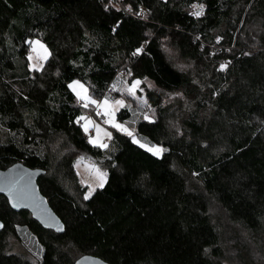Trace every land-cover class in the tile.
<instances>
[{"label": "trees", "instance_id": "1", "mask_svg": "<svg viewBox=\"0 0 264 264\" xmlns=\"http://www.w3.org/2000/svg\"><path fill=\"white\" fill-rule=\"evenodd\" d=\"M105 3L0 0V170L44 169L38 185L65 226L45 229L0 195V264H75L85 254L264 264V0H113L119 12ZM34 38L50 51L40 71L29 68ZM123 68L154 83L146 98L157 116L136 132L167 148L160 158L113 128L106 149L84 138L78 117L90 109L68 84L81 80L100 99ZM69 146L95 159L112 149L100 163L107 182L87 201ZM21 227L43 246L37 262L9 250Z\"/></svg>", "mask_w": 264, "mask_h": 264}, {"label": "snow or ice", "instance_id": "2", "mask_svg": "<svg viewBox=\"0 0 264 264\" xmlns=\"http://www.w3.org/2000/svg\"><path fill=\"white\" fill-rule=\"evenodd\" d=\"M115 8L117 12L121 11V8L117 6V4L113 3V0H107V3L104 4L105 11H108L109 8ZM193 8L196 9L192 15L194 16H201L203 14L204 6L203 4L200 5H193ZM127 11H133L131 6H128ZM140 15V13H136ZM115 31V29H113ZM219 39V38H218ZM30 45V52L28 55L29 60V68L34 71H40L43 68V61L47 60L50 52L48 48L40 41V40H30L27 41ZM143 51L142 47L137 48L133 55H139ZM226 65H221V69H224ZM131 74V73H130ZM139 80H133L131 85L128 87L127 91L130 95L135 96L136 90L139 88L140 85ZM68 87L72 90V92L76 95L78 101H83L82 106L84 108H88L90 105H94L97 111V115H103L105 119V123L110 125L111 128L115 129L117 132L122 133L123 135L131 138L132 143L137 144L140 148L144 149L152 156L160 158L163 153L167 151L166 148L162 147L159 144H152L146 139L141 140L137 138V134L134 130L130 129L129 127L125 126V124L119 123L115 117V111L118 107L124 106L123 100H116V101H109L107 97L104 100L97 101L93 99L89 94L87 88L79 81L73 80L71 83L68 84ZM115 88V85H113ZM147 103V101H145ZM102 110V111H99ZM146 121L150 123L153 122L151 118L147 115L144 116ZM78 121H83L82 124L83 131L87 134L90 131V128L95 130L96 135L94 137H89V143L95 147H99L101 149L107 148L108 145L104 142L105 139L110 140L112 138V133L101 128L98 124H95L89 117L80 116L78 117ZM79 163V162H77ZM91 176L93 180L89 182L88 180L82 179L81 184L86 185L87 191L83 193V199L85 201L89 200L93 193L96 191L97 188H103L105 183L107 182L108 173L102 171L99 168L93 166L91 170ZM7 190L10 197V203L13 208H17L20 206L21 200L31 199L33 197V193L30 191L28 185L25 183L23 185L19 183H7ZM5 190V188H0V191ZM54 219V218H53ZM3 227V225H0ZM57 230H62L63 226L60 225L58 222L56 224Z\"/></svg>", "mask_w": 264, "mask_h": 264}, {"label": "rangeland", "instance_id": "3", "mask_svg": "<svg viewBox=\"0 0 264 264\" xmlns=\"http://www.w3.org/2000/svg\"><path fill=\"white\" fill-rule=\"evenodd\" d=\"M193 5H200V4L194 3ZM193 5H191V7H190L191 13H193L196 10V9L193 8ZM32 40H40V39L34 38ZM29 52H30V47H29ZM171 59H174L173 63L175 65H178V66L180 65V62L175 57V55H171ZM46 61L47 60L43 61V66H44ZM133 80H139L141 82L140 85H139V88L136 90V95L135 96L130 95L128 93V91H127L128 87L131 85V82ZM79 81L85 86V88H87L88 94L93 99H95L97 101H101V102L104 100V98L106 97L105 92H104V96L102 98L98 99V98H96V97H94V96H92L90 94V92L93 91L92 90V86H90L89 84L88 85L84 84L81 80H79ZM113 83L115 85V88H114L115 96H116L115 101L116 100H123L124 101V106L123 107H118L116 109V111H115L116 120L119 123L125 124V126H127L130 129L134 130L135 133L137 134L136 126H137L139 121L144 119L145 115L149 116L151 119H155L156 116H157L155 108L150 106V104L148 103L147 98H146V91L148 89H153L154 88V83L151 82L150 80H147V79H132L131 75H130V72L128 70H125L124 68L119 70L118 76L114 80ZM173 98H179V97L175 96V95H171L170 99H173ZM145 101H147V103H145ZM76 102H77L78 105H81V106L83 104V101H78L77 97H76ZM88 109H90V112L88 111V113H84L82 116L89 117L92 121L95 122V124H98L101 128H103V129H105V130H107V131L112 133L111 126L106 124L105 120L104 121H99L97 119V117H98V115H97L98 109H96L94 105H90L88 107ZM122 109H127V111H129V115L128 116H124L125 118L123 120H118L117 119V114ZM82 110L86 112V109L84 107H83ZM99 111H102V110H99ZM78 123L80 124V121H78ZM83 123L84 122L82 121V124ZM82 124H80V125H82ZM90 130L94 133V136H95L96 135L95 130L92 129V128H90ZM137 138L141 139V140L146 139L150 143L154 144L153 142H151L145 136H141V135L137 134ZM110 140L105 139L104 142L109 146ZM104 149H106V148H104ZM111 151H112V149H110L108 152H106L103 155V157H100L99 159H90L89 155L87 153H85L84 151H82L81 149H79L77 147L69 146V147L66 148V152H68V154L74 160L75 170H76V173H77V176L79 178L80 183H81L82 179L88 180L89 182H91L93 180V177L90 174L93 166H95L96 168L101 169L102 171L107 172V170L104 167H102L100 165V163L103 162V160H105V159L110 157ZM77 162H79V163H77ZM107 179H108V177H107ZM83 186L86 187V185H83ZM97 189H99V188H97ZM8 241H9V250H10V252H12L14 254H17V255H21L24 258H26V259H28L30 261H33V262H37L39 259L42 258V255H43V252H44L43 246L38 242L37 238L26 227L18 228V237L16 238V237L10 236L8 238Z\"/></svg>", "mask_w": 264, "mask_h": 264}, {"label": "water", "instance_id": "4", "mask_svg": "<svg viewBox=\"0 0 264 264\" xmlns=\"http://www.w3.org/2000/svg\"><path fill=\"white\" fill-rule=\"evenodd\" d=\"M89 155V154H88ZM90 159H95L92 155H89ZM45 173L41 168H30L22 162H17L7 169L0 170V188L5 190L0 191V195L7 198L8 203L12 210L21 211L27 210L31 213L32 217L45 229L55 231L56 233H64L65 226L60 217L51 208L48 199L42 194L38 185V179ZM19 183L21 185L27 184L30 191L33 193L31 199L21 200L20 206L13 208L10 203V197L7 190V183ZM54 218V219H53ZM57 222L63 226L62 230H57ZM0 231L4 229V223L0 220ZM75 264H110L100 257L85 254L79 257Z\"/></svg>", "mask_w": 264, "mask_h": 264}, {"label": "built area", "instance_id": "5", "mask_svg": "<svg viewBox=\"0 0 264 264\" xmlns=\"http://www.w3.org/2000/svg\"><path fill=\"white\" fill-rule=\"evenodd\" d=\"M116 2H118V0H115ZM117 76H118V74L116 75V78H117ZM115 78V79H116ZM113 85L114 84H112V85H110L108 88H106V90H105V95H106V97L110 100V101H115V98H116V96H115V90H114V88H113ZM97 119L99 120V121H104L105 120V118H104V116L101 114V115H98V117H97ZM80 124H82V121H80ZM90 136H94V133L92 132V131H89V133H85L84 134V138L86 139V140H88L89 141V137Z\"/></svg>", "mask_w": 264, "mask_h": 264}, {"label": "crops", "instance_id": "6", "mask_svg": "<svg viewBox=\"0 0 264 264\" xmlns=\"http://www.w3.org/2000/svg\"><path fill=\"white\" fill-rule=\"evenodd\" d=\"M91 131V130H90Z\"/></svg>", "mask_w": 264, "mask_h": 264}]
</instances>
